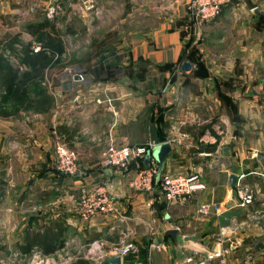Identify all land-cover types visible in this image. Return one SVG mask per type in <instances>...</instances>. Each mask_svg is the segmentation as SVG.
<instances>
[{
	"label": "crops",
	"instance_id": "obj_1",
	"mask_svg": "<svg viewBox=\"0 0 264 264\" xmlns=\"http://www.w3.org/2000/svg\"><path fill=\"white\" fill-rule=\"evenodd\" d=\"M90 1L87 10L80 0H0V27L10 20L0 60L16 63L0 66V264H112L103 261L127 242L135 248L119 264L186 254L264 264V0H232L206 24L189 18L188 0ZM12 15L28 37L50 40L40 43L49 58L40 50L29 54L44 61H24L36 41L13 35ZM49 93L56 105L35 111ZM58 138L77 151L75 175L55 168ZM163 141L171 151L162 170L204 184L179 202L133 189V161L126 172L102 165L109 143ZM98 185L116 211L82 219L77 202ZM244 185L254 198L243 207ZM201 205L217 209L202 214ZM57 223L59 247L31 244Z\"/></svg>",
	"mask_w": 264,
	"mask_h": 264
},
{
	"label": "built area",
	"instance_id": "obj_2",
	"mask_svg": "<svg viewBox=\"0 0 264 264\" xmlns=\"http://www.w3.org/2000/svg\"><path fill=\"white\" fill-rule=\"evenodd\" d=\"M84 9H91L90 0H80ZM232 0H188L186 12L189 18L196 23L206 24V22L214 21L219 15L222 7ZM34 51L41 50V44L34 43L32 46ZM80 75V74H79ZM157 143L148 142L145 145H128L109 143L106 147L102 165L109 168H119L126 172L130 163L134 162V173L128 178L129 185L136 190H153L159 188L161 197L166 203H176L183 200L195 191L204 188V184L197 173L185 174L184 172L158 171V166L151 162L143 163L148 151ZM55 168L61 174L75 175L79 171L77 161V151L69 147L67 143L58 138L53 146ZM238 206H245L253 201L254 195L247 186H239L237 189ZM217 209V206L201 205L198 211L202 214H208L211 208ZM77 214L83 219L93 217L113 215L116 211L115 201L111 198L100 185L92 187V189L84 193L77 202ZM264 242V239H263ZM264 244V243H263ZM135 246L131 242L125 243L121 247H116L115 251L119 256L126 255ZM218 254V253H215ZM195 258L193 254H186L181 263L174 264H208L209 259Z\"/></svg>",
	"mask_w": 264,
	"mask_h": 264
},
{
	"label": "trees",
	"instance_id": "obj_3",
	"mask_svg": "<svg viewBox=\"0 0 264 264\" xmlns=\"http://www.w3.org/2000/svg\"><path fill=\"white\" fill-rule=\"evenodd\" d=\"M49 41L50 40L48 39V41H46L45 43H43L42 41L40 43L42 44L43 48L50 47ZM29 52H32V49H29L26 51L27 56H25L24 61L27 64L30 63V64L34 65L40 61H44L43 59H45V58L40 59L38 56L31 57L32 55H30ZM39 54L44 55L47 58H49L48 55H46L42 52V50L39 52ZM17 99H20V98H17ZM18 102H21V101L18 100ZM63 233L64 232H63L62 224L57 223L53 227L47 228L41 232L40 231L35 232L29 241L31 242V244H34V245H37L38 247H40L42 249L43 253H51V251H53L55 248L59 247V245L62 244L63 240H61V237H62ZM79 264H83V263L81 261H79Z\"/></svg>",
	"mask_w": 264,
	"mask_h": 264
},
{
	"label": "rangeland",
	"instance_id": "obj_4",
	"mask_svg": "<svg viewBox=\"0 0 264 264\" xmlns=\"http://www.w3.org/2000/svg\"><path fill=\"white\" fill-rule=\"evenodd\" d=\"M13 1V0H12ZM29 1V0H28ZM34 13L32 12V11H28V13H27V16L29 15V16H34L33 15ZM14 17H16V15H12V17H11V20H12V24H13V26H12V33H13V35L14 34H18L19 35V37H21V38H23L24 40H29L30 38L32 39H35V41L37 42V39H36V37L35 36H30L29 35V37H28V34L26 33V32H24L23 31V27H21L22 25L21 24H24V23H20V22H15V20H14ZM10 21V20H9ZM9 21L8 22H6V23H3L4 25L2 26V27H0V38L1 37H4V35H6V36H8V34H9V28H10V25H9ZM33 35H36V33L34 32V34ZM1 42H3V41H1ZM35 42V43H36ZM37 43H39V42H37ZM0 47H3V44L2 43H0ZM31 49H32V51H34L33 50V47L31 46L30 47ZM1 50H2V48H1ZM38 51H40V50H38ZM3 56H5L6 57V53H4L3 54ZM59 57H56V56H53V61H56L57 59H58ZM67 58V57H66ZM65 58V59H66ZM85 58V57H84ZM89 58V57H88ZM88 58H87V60H85L84 59V61H83V63H82V66H86V65H84L85 63H88ZM8 59V60H7ZM3 58V60H0V66H2V67H6L7 66V64L9 65L11 62H14V64H16L15 63V61L13 60H9V58ZM11 61V62H10ZM17 61V60H16ZM12 64V63H11ZM10 66V65H9ZM28 74H31V73H28ZM34 76H36L35 74H34ZM33 76V77H34ZM20 78H22V80H24V79H29V76L28 75H22ZM38 93L40 92V91H37ZM5 95V94H4ZM3 95V96H4ZM54 95L52 94V93H49V94H47V96L46 95H44L43 94V98H42V100H39V101H34V104H35V106H34V110L36 111V110H42V111H44V112H47V111H49V110H51L53 107V105H56V103L54 104ZM7 99V98H6ZM32 109H33V107H32Z\"/></svg>",
	"mask_w": 264,
	"mask_h": 264
},
{
	"label": "water",
	"instance_id": "obj_5",
	"mask_svg": "<svg viewBox=\"0 0 264 264\" xmlns=\"http://www.w3.org/2000/svg\"><path fill=\"white\" fill-rule=\"evenodd\" d=\"M183 69L189 71L191 70V66H189L188 63L184 62L182 64ZM76 78L80 77V75H75ZM171 151L170 148V144L163 141L161 143L156 144L155 146H152L150 148V150L147 153V156L152 157L155 162L156 165L158 166V171L160 172L162 170V166H163V161L166 157H168L169 152ZM148 158V157H147ZM229 179L231 184H233L236 181V175L231 173L229 175ZM103 262H107V263H112V264H116V263H120V256L116 255V257H108L106 258Z\"/></svg>",
	"mask_w": 264,
	"mask_h": 264
}]
</instances>
